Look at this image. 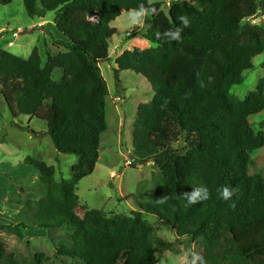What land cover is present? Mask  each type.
<instances>
[{"label":"trees","instance_id":"trees-1","mask_svg":"<svg viewBox=\"0 0 264 264\" xmlns=\"http://www.w3.org/2000/svg\"><path fill=\"white\" fill-rule=\"evenodd\" d=\"M12 1L0 0V6ZM142 3L157 9L142 34L155 47L122 52L114 73L141 75L153 91L152 100L136 109L132 146L138 165L155 163L159 181L152 198L136 200L138 211L129 216L88 210L80 218L76 187L93 173L106 131L108 89L99 64L109 60L116 34L110 24ZM22 4L30 19L53 12V24L66 41L52 38L57 53L44 59L38 47L28 59L0 50V96L13 119L43 121L56 152L77 161L69 180H57L53 166L26 157L24 163L38 173L32 191L40 196L25 200L24 220L5 227L20 239L27 230L62 231L56 252L71 264H122L121 259L158 264L156 255L176 250L177 244L157 236L143 219L150 216L177 240L202 246L207 264H264V177L249 174L251 153L264 147V132L255 134L248 120L264 111V80L242 101L229 93L264 53V0H179L167 12L164 3L148 0ZM181 15L190 20L182 41L157 40L155 33L177 26ZM179 142L181 148H174ZM199 185L208 188L210 198L188 205L183 193ZM222 185L238 189L231 201L219 198ZM45 263L43 255L24 263L0 242V264Z\"/></svg>","mask_w":264,"mask_h":264},{"label":"rangeland","instance_id":"rangeland-1","mask_svg":"<svg viewBox=\"0 0 264 264\" xmlns=\"http://www.w3.org/2000/svg\"><path fill=\"white\" fill-rule=\"evenodd\" d=\"M148 1L163 3L162 0ZM162 10L167 12L165 5ZM53 17V12H47L43 19L51 25L46 28L49 36L66 41L53 25ZM39 21L38 18L30 19L27 16L22 0H13L9 5L0 6V50L22 59H28L35 46L39 48L43 59L47 53L54 54L55 50L48 44L37 42L38 27L35 31L31 30V25ZM150 23L149 17L145 25L130 27L121 15L110 24L116 29V34L111 39L109 60L99 64L108 89L105 101L106 131L100 139L99 159L93 173L79 181L76 187L79 198L76 213L80 218L88 210L102 211L107 217L129 216L131 212L138 211L136 200L152 198L159 181L155 163L138 165L134 161L132 146L136 109L140 104L152 100L153 91L141 75L131 71H122L118 76L114 73V60L122 52L155 47L142 37ZM257 23L258 20L252 21V24ZM14 32L18 34L15 39L12 37ZM58 34L60 37L57 38ZM9 42L13 44L10 47ZM252 63L253 69L244 72L242 82L230 89V95L239 101L255 91L259 82L264 80V53L254 58ZM59 77L60 71L56 70L54 78ZM248 120L255 134L264 132V111L252 115ZM46 127L43 121L34 117L19 116L13 119L0 96V242L6 246L8 254L16 255L24 263L33 260L36 255H43L46 258L45 264H71L69 259L56 252L64 237L62 231L49 235L44 230H27L20 239L14 230L7 228L26 218L22 213L25 200L38 201L40 196L32 191L38 173L24 163L26 157L53 166L57 180H69L70 167L77 161L73 155L56 152L49 137L45 135ZM174 148H181V142ZM251 161L249 174L264 177V147L251 153ZM143 219L155 227L159 238L177 244L176 250L156 255L158 264L161 259L165 264H182V253L190 248L202 255L203 247L198 243L188 238L177 240L170 230L158 227L154 218L143 216ZM120 261L122 264H132L126 259Z\"/></svg>","mask_w":264,"mask_h":264},{"label":"clouds","instance_id":"clouds-1","mask_svg":"<svg viewBox=\"0 0 264 264\" xmlns=\"http://www.w3.org/2000/svg\"><path fill=\"white\" fill-rule=\"evenodd\" d=\"M165 5V4H164ZM157 14V9L155 6L149 5L145 6L143 3L136 8L122 12L124 20L130 27H141L146 24V20L149 17ZM93 20H97L96 17H91ZM179 24L174 28H169L163 33L157 32L155 36L157 40H165L166 42H181L182 41V32L185 28L190 26V20L187 16L178 17ZM138 38V37H137ZM238 189L235 187H230L227 185H222L217 189L219 198L223 201H231L233 196L236 195ZM167 196H164L157 201L163 202L167 199ZM210 198L209 190L204 185L194 186L191 188V191H186L183 193V199H185L188 205H195ZM231 207L235 208V203L233 202ZM160 264H165L164 260H160ZM182 264H207L205 258L198 252L193 249H187L182 253Z\"/></svg>","mask_w":264,"mask_h":264},{"label":"crops","instance_id":"crops-1","mask_svg":"<svg viewBox=\"0 0 264 264\" xmlns=\"http://www.w3.org/2000/svg\"><path fill=\"white\" fill-rule=\"evenodd\" d=\"M44 16L43 15L41 18H39L38 20H40L39 22H37L36 24L34 25H31V30H36V28L38 27V34H37V42H42L44 45L48 44L49 47H51L53 50L54 53L56 52V49H54L51 45V40H52V37L49 36L50 33L47 32L46 28L48 26H51L49 24V22H46L44 19ZM53 19V18H52ZM53 23V22H52ZM54 25V24H53ZM31 32V31H30ZM60 37V34L57 35V38ZM39 40V41H38ZM55 40H60V41H65V40H62V38L60 39H56ZM37 47V46H35ZM57 53V52H56Z\"/></svg>","mask_w":264,"mask_h":264},{"label":"built area","instance_id":"built-area-1","mask_svg":"<svg viewBox=\"0 0 264 264\" xmlns=\"http://www.w3.org/2000/svg\"><path fill=\"white\" fill-rule=\"evenodd\" d=\"M166 7H169L171 3L178 2L179 0H162ZM12 37L15 39L18 37V34L16 32L12 33ZM12 42L8 43V46H12Z\"/></svg>","mask_w":264,"mask_h":264}]
</instances>
